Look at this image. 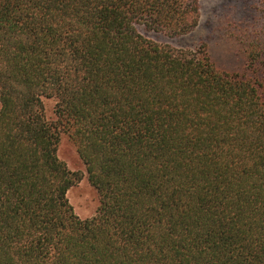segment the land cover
Wrapping results in <instances>:
<instances>
[{
  "label": "trees",
  "instance_id": "obj_1",
  "mask_svg": "<svg viewBox=\"0 0 264 264\" xmlns=\"http://www.w3.org/2000/svg\"><path fill=\"white\" fill-rule=\"evenodd\" d=\"M199 2L0 0V264H264V0L221 11L232 71L149 37L190 34Z\"/></svg>",
  "mask_w": 264,
  "mask_h": 264
},
{
  "label": "rangeland",
  "instance_id": "obj_2",
  "mask_svg": "<svg viewBox=\"0 0 264 264\" xmlns=\"http://www.w3.org/2000/svg\"><path fill=\"white\" fill-rule=\"evenodd\" d=\"M233 1L237 0H200L199 24L190 34L180 38H169L162 34H149V37L158 43L184 49H195L207 41L208 51L214 62L227 71L235 70L240 64L238 57L229 44L217 43L218 33L215 32L222 9ZM42 101L46 118L53 120L55 101L47 98H43ZM58 156L71 171L82 173L80 182L67 192V199L74 213L80 219L93 217L98 207L96 191L88 183L85 167L65 137L59 145Z\"/></svg>",
  "mask_w": 264,
  "mask_h": 264
}]
</instances>
